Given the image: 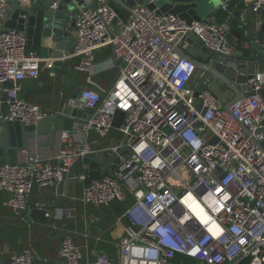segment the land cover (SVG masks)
Returning a JSON list of instances; mask_svg holds the SVG:
<instances>
[{
	"label": "built area",
	"instance_id": "built-area-1",
	"mask_svg": "<svg viewBox=\"0 0 264 264\" xmlns=\"http://www.w3.org/2000/svg\"><path fill=\"white\" fill-rule=\"evenodd\" d=\"M9 1L0 0V108L8 107L7 122L38 128L47 114L23 100L16 86L37 80L43 60L29 52L24 32L5 27ZM217 1L230 14L235 0ZM251 9L264 12V0H253ZM75 28L71 56L78 58L79 70L90 72L96 51L106 46L120 62L105 98L82 90L83 106L93 113L82 121L81 131L106 138L122 112V142L95 149L65 130L56 164L38 156H29L25 164H0V193L11 194L6 205L22 216L35 186L58 189L85 182L87 175L75 172L79 161L117 154L109 174L85 184L82 200L104 207L132 198L117 244L120 259L98 254L83 263L81 249L66 237L59 248L63 264H264V73L255 72L247 81V92L254 95L225 110L212 81H201L195 90L194 64L175 51L188 50L186 38L195 35L207 50L232 55L229 22L187 23L144 5H135L125 21L109 0H98L95 10H81ZM34 260L26 249L12 254L9 263Z\"/></svg>",
	"mask_w": 264,
	"mask_h": 264
},
{
	"label": "crops",
	"instance_id": "crops-1",
	"mask_svg": "<svg viewBox=\"0 0 264 264\" xmlns=\"http://www.w3.org/2000/svg\"><path fill=\"white\" fill-rule=\"evenodd\" d=\"M35 1L10 0L5 27L24 32L29 52L43 60L40 77L37 80L22 81L16 87L21 98L40 107L47 118L38 128L25 126L29 136L23 141L21 122H7L5 117L8 107L3 105L0 108V164H25L29 156H38L46 162L56 164V157L62 148L60 134L65 130L70 131L78 142H89L95 149L118 146L122 142L119 131L124 119L122 112L116 115L113 130L106 138H100L95 132L85 137L81 131V123L90 113L84 106L77 109L64 102L70 100L78 89H92L105 98L119 74L120 62L116 60L112 47L106 46L96 51L90 72L79 70L78 58L71 56L76 41V28H71L72 20L66 28L61 29L53 20L45 18L44 10L34 9L27 13L22 9L31 10ZM138 2L160 16L175 15L187 23L207 20L218 24L229 22L232 55L253 56L264 53V36L260 37L264 28V12L253 13V0H235L230 14L220 9L217 0H161L156 4H151L149 0H129L127 8L112 2L110 4L118 17L126 21ZM48 60L53 61L51 67L47 66ZM255 72L264 73V62L256 63ZM195 81V86L200 87L201 80L195 78ZM213 84L215 91L229 102L232 95L228 86L221 81ZM9 86L14 87L13 84ZM262 95L264 97V90ZM58 114L69 119L57 121L59 135L55 141L50 142L47 132L56 124ZM5 126L9 133L7 149L4 140ZM24 143L26 149L18 151L16 148H21ZM261 146L264 149V141ZM112 155L107 153L94 157L105 158ZM101 170L96 163L83 160L76 164L75 172L86 174L88 179L85 182H67L58 189L35 186L30 196V208L22 216H17L6 205L11 194L1 192L0 264H10L12 254L26 249L31 250L35 256L33 264H63L59 248L66 237H71L81 249L83 263L93 262L98 254H106L118 262V240L128 225L124 217L125 207L133 200L129 198L124 204L112 202L104 207L85 204L82 200L84 186L94 176L101 178ZM36 205L43 206V210L48 212L53 221L44 223L29 218L30 209H34Z\"/></svg>",
	"mask_w": 264,
	"mask_h": 264
},
{
	"label": "water",
	"instance_id": "water-1",
	"mask_svg": "<svg viewBox=\"0 0 264 264\" xmlns=\"http://www.w3.org/2000/svg\"><path fill=\"white\" fill-rule=\"evenodd\" d=\"M30 0H26L28 2ZM114 5L120 6L122 8H127L129 0H109ZM27 4V3H26ZM98 4V0H36L32 6V9H24L27 13H31L34 9H42L45 12V18L47 20H53L61 29L67 27L69 21L72 20L71 28L76 27V19L81 10L91 9L95 10ZM141 5V3H136V5ZM76 17V18H75ZM264 36V28L262 29V34L260 37ZM187 43L190 48L186 51L176 48L175 51L179 54L181 58L190 60L195 68V78L201 81L210 80L212 81L211 89L214 94L219 98L222 106L225 110H229V107L241 100L243 97H249L254 95V92H247V81L252 78L256 71V63L264 62V53L261 55L253 56H238V55H224L220 52L209 51L203 47L202 43L197 39L195 35H190L186 38ZM215 81H221L228 86L231 91V98L227 102L217 91H215L214 84ZM83 89H78L70 100H64L66 104L80 109L83 106L81 100V93ZM198 90V88H195ZM90 114L93 111H89ZM60 119H69L67 116L58 114L56 116V124L51 131L47 132L49 135L50 142L55 141L59 135L57 128V121ZM6 127V126H5ZM22 138L23 141L27 136V130L24 124L21 123ZM264 132V129L262 130ZM39 135V134H38ZM5 146L8 148L9 133L6 127L5 134ZM18 151L26 149V145L21 148H16ZM125 151H128L126 149ZM121 151L119 154L123 153ZM84 160L92 161L99 165L102 170L100 177L103 178L111 170L113 165L118 160V155L114 154L105 158H96L93 156H87ZM46 210L30 209L29 218L34 221L39 222H52L53 219L48 215Z\"/></svg>",
	"mask_w": 264,
	"mask_h": 264
},
{
	"label": "trees",
	"instance_id": "trees-1",
	"mask_svg": "<svg viewBox=\"0 0 264 264\" xmlns=\"http://www.w3.org/2000/svg\"><path fill=\"white\" fill-rule=\"evenodd\" d=\"M92 164V163H91ZM92 179H100L99 178V176L97 175V176H94V177H92ZM178 260H181V258H178ZM183 260V259H182Z\"/></svg>",
	"mask_w": 264,
	"mask_h": 264
}]
</instances>
